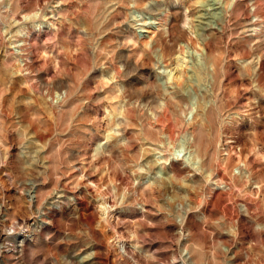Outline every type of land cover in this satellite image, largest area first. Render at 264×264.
I'll return each instance as SVG.
<instances>
[{"label": "rangeland", "instance_id": "374dc122", "mask_svg": "<svg viewBox=\"0 0 264 264\" xmlns=\"http://www.w3.org/2000/svg\"><path fill=\"white\" fill-rule=\"evenodd\" d=\"M181 249L264 264V0H0V264Z\"/></svg>", "mask_w": 264, "mask_h": 264}, {"label": "bare ground", "instance_id": "6f19581e", "mask_svg": "<svg viewBox=\"0 0 264 264\" xmlns=\"http://www.w3.org/2000/svg\"><path fill=\"white\" fill-rule=\"evenodd\" d=\"M150 30V29H149ZM148 29H143L142 31H145V32H150ZM149 37H151V36H149ZM145 40V39H144ZM143 40V41H144ZM148 43V42H147ZM145 44V43H144ZM159 53V52H158ZM176 58V57H175ZM176 62V61H175ZM181 62V61H180ZM177 64V63H176ZM180 65V64H179ZM186 70V69H185ZM185 73V72H184ZM170 74V73H169ZM171 76V75H170ZM170 76H169V78H170ZM174 77V76H173ZM175 78V77H174ZM180 78V77H179ZM178 79V78H177ZM180 81V80H179ZM176 83H178V82H176ZM172 85V84H171ZM183 86V85H182ZM168 91V90H167ZM168 93V92H167ZM165 94H166V92H165ZM164 102H166V101H164ZM170 102H172V100H170ZM33 185H31L30 187H29V189H28V191H30V188L32 187ZM104 204V203H103ZM105 205V204H104ZM38 210V209H37ZM100 210H101V214H102V216L101 217H105L104 215H107L106 213H105V211L104 210H106V209H103V205L101 206L100 205ZM43 212V211H42ZM43 214V213H42ZM100 214V213H99ZM42 219V221H44V219L43 218H41ZM104 219V218H103ZM22 224V223H21ZM33 224H34V222H31V223H25V228L19 233V235H18V239L17 240H19V241H23L24 239H27L28 238V236H30L31 235V233H32V226H33ZM21 226V225H20ZM21 228V227H20ZM5 251H6V249H5ZM12 252V251H11ZM4 254V253H3ZM0 263H1V260H0ZM4 264V263H3Z\"/></svg>", "mask_w": 264, "mask_h": 264}, {"label": "built area", "instance_id": "2783aa9c", "mask_svg": "<svg viewBox=\"0 0 264 264\" xmlns=\"http://www.w3.org/2000/svg\"><path fill=\"white\" fill-rule=\"evenodd\" d=\"M177 264H184V249L180 250L179 256L176 259Z\"/></svg>", "mask_w": 264, "mask_h": 264}]
</instances>
